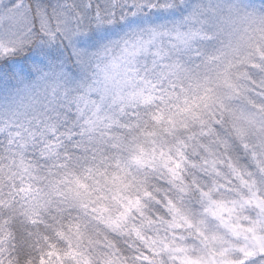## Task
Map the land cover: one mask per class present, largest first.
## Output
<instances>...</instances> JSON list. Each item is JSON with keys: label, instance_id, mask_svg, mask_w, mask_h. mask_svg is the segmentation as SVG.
I'll use <instances>...</instances> for the list:
<instances>
[{"label": "snow or ice", "instance_id": "obj_1", "mask_svg": "<svg viewBox=\"0 0 264 264\" xmlns=\"http://www.w3.org/2000/svg\"><path fill=\"white\" fill-rule=\"evenodd\" d=\"M0 264H264V0H0Z\"/></svg>", "mask_w": 264, "mask_h": 264}]
</instances>
